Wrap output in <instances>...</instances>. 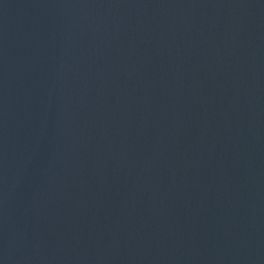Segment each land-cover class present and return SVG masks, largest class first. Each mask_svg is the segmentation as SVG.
<instances>
[{
  "label": "water",
  "instance_id": "water-1",
  "mask_svg": "<svg viewBox=\"0 0 264 264\" xmlns=\"http://www.w3.org/2000/svg\"><path fill=\"white\" fill-rule=\"evenodd\" d=\"M0 264H264V0H0Z\"/></svg>",
  "mask_w": 264,
  "mask_h": 264
}]
</instances>
